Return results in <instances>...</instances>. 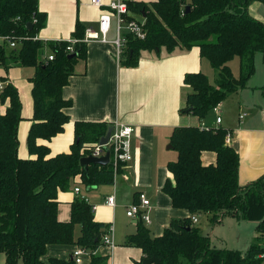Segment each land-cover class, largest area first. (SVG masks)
I'll use <instances>...</instances> for the list:
<instances>
[{"label":"trees","instance_id":"1","mask_svg":"<svg viewBox=\"0 0 264 264\" xmlns=\"http://www.w3.org/2000/svg\"><path fill=\"white\" fill-rule=\"evenodd\" d=\"M255 2L264 0H157L152 3L128 2L127 20H145V40L126 34L121 64L135 67L143 51L200 49L218 77L212 84L203 72L184 79L191 92L181 113L200 120L213 112L230 95L244 90L256 72V57H264V22L249 13ZM187 6L190 11L186 10ZM145 15V17H143ZM47 15L40 12L38 0H0V36L21 39L16 49L0 46V61L8 72L12 67L33 68V123L27 139L30 159L18 156V129L23 120L18 89L6 82L0 93V253L6 264H77L68 259L45 261L48 247L75 246L90 250L89 264H109L108 256L97 255L110 225L95 221L92 204L76 197L71 218H58L60 192L80 186L89 189L114 184L112 165L90 164L81 159L91 155L88 143L97 144L109 131L104 124L76 122V142L69 153L51 155V142L64 133L70 122L67 110L72 101L64 89L75 75L79 60H86L87 44L74 45L75 57L67 51L68 42H45L38 38L46 26ZM29 24L33 29L29 30ZM85 26L76 24L72 38L82 40ZM48 54L55 59L48 61ZM47 54V55H48ZM238 57L241 74L235 77L230 63ZM4 79V78H3ZM5 80V79H4ZM264 94V86L261 88ZM224 129L201 130L199 126L177 127L171 145L176 161L168 164L173 179L163 191L176 209L193 215L211 214L213 223L221 215L238 220L258 221L259 237L246 252L216 249L189 219L173 220L163 234L155 237L147 225L137 221V231L127 237L125 246L139 248L145 258L160 264H263L264 259V176L245 187L240 185V156L226 144ZM92 145V146H93ZM217 155L215 164L204 165V152ZM79 178V181L77 179ZM79 234L76 235V229Z\"/></svg>","mask_w":264,"mask_h":264},{"label":"crops","instance_id":"2","mask_svg":"<svg viewBox=\"0 0 264 264\" xmlns=\"http://www.w3.org/2000/svg\"><path fill=\"white\" fill-rule=\"evenodd\" d=\"M101 1L103 7L92 5L91 0H38L40 12L47 15L46 26L40 31L38 38L45 42L69 40L78 22L86 29L98 28L102 14L114 0ZM132 1L152 3L157 0ZM249 13L264 22V6L260 2L252 4ZM126 32L127 30L124 35ZM115 39L116 33L113 28L108 36L109 42L93 41L87 44L86 60H79L75 67V75L64 89V98L72 101V107L67 110L70 122L66 125L64 133L51 142H39L48 145L51 155L55 156L71 151L76 142V122L104 124L109 131L115 123L135 128L132 138L133 160L127 169L116 177L113 185L108 187L103 185L86 191L90 204L97 206L94 212L95 221L114 227L116 247L111 249L112 252L117 249L118 243L125 244L127 237L137 231L138 220L128 218L126 212L127 208L138 200L141 192L151 201V224L147 225V228L155 237L161 236L173 220L192 217L188 211L174 208L170 197L163 191L166 181L173 179L168 164L178 158L177 152L173 148L169 149L170 139L175 128L199 126L202 121L190 113H181L186 104V97L191 92L190 87L184 83L185 76L199 72L208 76L209 73L213 74L211 71L214 70L210 62L201 57L198 47L189 50L175 49L173 52L166 49L160 52L143 51L137 66H123L117 56ZM23 69L12 67L7 72L0 66V81L11 82L18 89L24 120L18 129V156L21 159H30L34 157L29 153L27 145L28 133L33 123L30 79L34 75V69L28 73L30 74L28 79H23ZM263 86L264 57L259 54L256 57L255 75L248 82V86L234 93L240 94L237 126L228 124L224 119L223 103L220 109L222 117L220 129L231 133V142L227 145L234 148L240 156L239 181L242 187L264 176V94L261 89ZM7 106L8 103L2 105L0 102V113H4ZM243 114L246 116L241 119ZM210 126H216V119ZM216 160L217 155L214 152L207 151L202 155L203 164L206 166L215 164ZM97 189L98 197L92 196L93 190ZM109 196H115V207L106 205L105 201ZM76 197L73 188L59 193V220H70L71 204ZM65 206H68V209ZM118 208L126 209L125 220H132L134 228L123 229L116 213ZM212 217L211 214H205L201 219L199 216V221L194 226H197L203 235L210 237L213 248L238 250L244 253L259 237L258 221H240L234 216L222 215L221 219L213 223ZM130 249L136 259L141 260L138 264H141L142 251L139 248ZM62 251L58 245L49 246L45 261L50 258L68 259L66 256L57 257ZM0 254L3 255L6 264L5 255ZM108 257L109 264H114L111 256Z\"/></svg>","mask_w":264,"mask_h":264},{"label":"built area","instance_id":"3","mask_svg":"<svg viewBox=\"0 0 264 264\" xmlns=\"http://www.w3.org/2000/svg\"><path fill=\"white\" fill-rule=\"evenodd\" d=\"M132 0H114L108 6L106 11L102 14L101 20L99 22L98 28H87L85 30V34L82 40H77L71 38L69 40H58L54 42H68L69 46L67 47V51L73 55L74 45L77 43H85L88 44L93 41H98L102 43L109 42L108 36L111 33L112 29L115 28L116 39L114 41V45L117 48V56L118 59L121 58V54L123 52L126 38L123 30H127V34H131L135 38L139 40H145L147 33L145 31V20L144 19H131L127 20L128 15H130L128 9V2ZM92 5L96 7H103L101 0H91ZM21 39L14 38L12 36H0V46L7 47L9 49H16L21 44ZM48 61H53L55 59L54 54L46 55ZM1 65V61H0ZM5 83L0 81V93L4 90ZM221 103L214 107L213 112L216 114V126L209 127L206 124H200L199 127L201 130H211L220 128V124L222 122L221 117ZM246 114L241 115V119H244ZM135 133V128L129 125L115 123L111 129V134L108 141L104 144H101L100 141L91 146L89 149L91 150V155L95 158H101L106 156L107 151L110 153L109 165H112L114 171V181L117 176H119L122 172H124L128 164L133 160V146H132V138ZM226 144L231 142V133L227 132L225 138ZM74 192L77 197H80L82 200L89 202V198L86 195V192L80 186L74 188ZM106 205L109 207L116 206V198L115 196H109L105 201ZM92 209L95 212L97 210V206L92 204ZM151 210V201L148 196L141 192L138 195V200L133 202L128 208L126 215L128 218L137 219L138 221H142L146 225L151 224L150 217ZM222 218V215L219 219ZM191 221L193 224H197L199 221V215H193L191 217ZM103 245L108 246L110 249H114L116 247L114 242V227L110 225L107 233L103 237ZM73 260L77 264H84V262L89 259V255H87V251L83 248H76L72 255ZM261 258L264 259V254L261 255Z\"/></svg>","mask_w":264,"mask_h":264},{"label":"rangeland","instance_id":"4","mask_svg":"<svg viewBox=\"0 0 264 264\" xmlns=\"http://www.w3.org/2000/svg\"><path fill=\"white\" fill-rule=\"evenodd\" d=\"M135 17L139 20L141 19L138 15H136ZM260 21H262V20H260ZM123 32H125V30H123ZM47 54H48V51H46V55ZM230 66H231V69L233 71L234 76L239 77L241 74L240 59L238 57H236L230 63ZM18 68H20V67H18ZM3 72H5L4 69H3ZM30 72H33L32 68H24L22 70L23 79H28L30 77V74L28 75V73H30ZM211 72H213V74L209 73V75H208L209 80L212 84H216V80H217L218 75H217L215 70H213ZM239 95L240 94H233L230 97L226 98L223 102L224 119L226 120V122L228 124L231 123L233 126H237V116L240 112V110L238 108V106H239ZM26 110H27V108L25 109V111ZM215 119H216L215 113L210 112L204 118V120L201 121V124H206L207 126L212 127V126H210V124H212V122ZM92 145H93V143H88L89 147H91ZM173 152L175 153V151H171V153H173ZM108 186H110V185H106L105 187H108ZM94 195L98 197V189L93 190L92 196H94ZM65 207L68 209V206H65ZM125 212H126L125 208H118V210H116V213L118 214V216L120 218V222H121L123 229L126 230L127 228H129V229L134 228V226L132 225V220L129 219V220H127L128 222L125 220V218H126ZM199 216H200V219L203 217V215H199ZM78 234H79V228L76 229V235H78ZM212 238L214 239L215 237L213 236ZM252 243H254V242H252ZM60 247L62 248L63 251H62V253H59L60 256H57V257L66 256L69 258L72 255V252L75 250V246H73V247L72 246H60ZM130 248L131 247H126L125 244H122V242H121L120 244L119 243L117 244V249L114 252H112V250L108 246L103 245L102 247H100L98 249L96 254L101 255V256H111V259H113L114 264H138V263H140L141 260L138 261L136 259V257L134 256V254L129 251V250H132ZM133 249L136 250L137 248L133 247ZM87 255H89V259H87L84 262V264L90 263L92 252L90 250H88ZM3 263L5 264V259H4L3 255L0 254V264H3Z\"/></svg>","mask_w":264,"mask_h":264},{"label":"water","instance_id":"5","mask_svg":"<svg viewBox=\"0 0 264 264\" xmlns=\"http://www.w3.org/2000/svg\"><path fill=\"white\" fill-rule=\"evenodd\" d=\"M186 10L189 12L190 11V7L187 6ZM143 17H145V15H143ZM29 30L33 29V24H29L28 26ZM76 55L73 54L70 57L74 58ZM111 134V130L107 133V135L105 136V138L101 139L100 143L104 144L108 141L109 137ZM173 146L170 145L169 149H172ZM109 158H110V153L107 151L106 156L101 157V158H95L93 156H87L81 159V165L87 170L88 166L90 164H97L100 166H107L109 164ZM141 264H160V260L157 258H145L143 259V261L141 262Z\"/></svg>","mask_w":264,"mask_h":264}]
</instances>
